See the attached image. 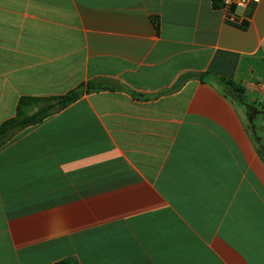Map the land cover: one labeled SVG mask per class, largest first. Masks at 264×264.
<instances>
[{"label": "crops", "instance_id": "crops-1", "mask_svg": "<svg viewBox=\"0 0 264 264\" xmlns=\"http://www.w3.org/2000/svg\"><path fill=\"white\" fill-rule=\"evenodd\" d=\"M0 0V264H264V158L220 79L264 95V0Z\"/></svg>", "mask_w": 264, "mask_h": 264}, {"label": "trees", "instance_id": "trees-1", "mask_svg": "<svg viewBox=\"0 0 264 264\" xmlns=\"http://www.w3.org/2000/svg\"><path fill=\"white\" fill-rule=\"evenodd\" d=\"M224 92L237 103L244 104L247 108L249 128L255 129V121L259 114L264 118V111L258 110L248 104L245 89L231 79H220ZM102 89L92 84L79 85L64 95L58 96H21L18 100L16 114L14 117L4 121L0 125V148L8 144L13 138L24 130L43 123L46 119L65 109L77 101L85 92ZM258 150L264 158V142L254 138ZM259 140V141H258ZM59 264H66L65 262Z\"/></svg>", "mask_w": 264, "mask_h": 264}, {"label": "built area", "instance_id": "built-area-1", "mask_svg": "<svg viewBox=\"0 0 264 264\" xmlns=\"http://www.w3.org/2000/svg\"><path fill=\"white\" fill-rule=\"evenodd\" d=\"M260 0H223L226 12L225 21L234 26H244L247 18L245 11L250 4H258Z\"/></svg>", "mask_w": 264, "mask_h": 264}, {"label": "rangeland", "instance_id": "rangeland-1", "mask_svg": "<svg viewBox=\"0 0 264 264\" xmlns=\"http://www.w3.org/2000/svg\"><path fill=\"white\" fill-rule=\"evenodd\" d=\"M247 99H248V104L257 107L258 110L264 111V95L258 92L250 91L247 88V91L245 92ZM239 108L243 111L247 108L244 104L237 103ZM247 123L248 126H250L249 118L246 115ZM256 127L255 129L250 128V132L253 136V138L256 139H261V141L264 142V118H262V115L259 114L256 121H255ZM259 141V140H258Z\"/></svg>", "mask_w": 264, "mask_h": 264}]
</instances>
